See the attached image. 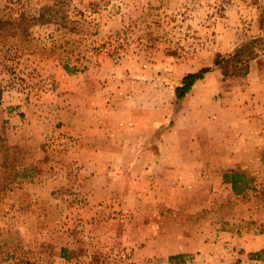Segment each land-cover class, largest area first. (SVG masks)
Returning a JSON list of instances; mask_svg holds the SVG:
<instances>
[{"label": "rangeland", "instance_id": "1", "mask_svg": "<svg viewBox=\"0 0 264 264\" xmlns=\"http://www.w3.org/2000/svg\"><path fill=\"white\" fill-rule=\"evenodd\" d=\"M263 13L264 0H0L3 20L23 19L29 28L27 34L0 31V103L41 104V116L44 106L61 107L67 100H176L174 88L186 73L212 66L218 73L206 79L211 100L239 102L227 118L213 121L212 130L223 132L229 125L261 137L247 143L252 152L246 163L252 167L225 172L245 175L247 186L240 194L227 192L225 184L210 190L182 185L173 192L175 186L156 188L151 182L138 190L146 196L136 197L128 173L146 174L139 167H85L81 161L93 157L80 155L83 137L69 129L76 124L55 120L52 131L33 116L8 119L5 128L19 130L0 135V264H264V250L257 256L250 252V263L221 236L239 228L264 233ZM255 37L260 40L252 44L255 55L247 60L246 74L224 75L214 65ZM240 110L250 111L238 128L231 122ZM169 124L165 120L163 129ZM122 134L112 138L116 146L125 143ZM85 142L102 150L101 162L121 158L104 152L108 141L102 135ZM97 173L112 174L111 182L99 181ZM208 193L210 217H204L205 210L190 213L200 203L181 205L172 197L202 201ZM145 222H164L168 240L175 233L176 238L192 236L193 251L168 260L143 259L140 226ZM147 235L156 237L151 231ZM204 236L211 238L208 248L199 241ZM221 240L230 247L221 246Z\"/></svg>", "mask_w": 264, "mask_h": 264}, {"label": "crops", "instance_id": "2", "mask_svg": "<svg viewBox=\"0 0 264 264\" xmlns=\"http://www.w3.org/2000/svg\"><path fill=\"white\" fill-rule=\"evenodd\" d=\"M217 73L216 69L207 72L193 85L187 96L180 100V104L174 103V105H172L173 100H124L122 102L119 100H67L61 107L44 106L47 110L40 116L42 113L39 110L42 107L41 104L0 103V135L8 136L11 130H19L17 129L19 127L5 128L8 119L18 121L21 117L30 119L33 116L37 122L44 123L47 130L51 129L52 131L55 120L67 122L68 125L74 123L76 126L69 129H75L74 131L83 137L82 142H84L80 155L88 153V158L91 155L93 157L91 161H81L85 167L93 170L111 168L117 171L121 168L132 170L139 167L142 173L146 174V176L134 178L128 173L127 184L134 186L131 189H135L136 197L138 194L145 197L146 194L138 193V190L151 182L156 188L158 184L162 183L175 186L171 188L173 192L180 191L182 185H184L183 188L186 185L194 187L204 185L208 186L210 190L213 185L225 184L229 186V190L227 189L229 192L232 187L231 183L224 178L225 172L252 167L253 164L246 163V155L251 151L247 143L249 138L257 140L261 137L259 132L248 134V131H236V128L234 130L233 126L229 125L223 132L212 130L213 121H222L227 112L235 108V102L239 104L237 100H211V88L206 89V79ZM259 101L263 105L264 100ZM229 102L232 103L229 104ZM175 105H177L176 108H174ZM171 106H173V112L168 113L169 108L171 111ZM248 112L245 111V114H242V110H240L239 117H231L233 120L231 123H235L238 128L241 127L245 121L249 120ZM167 116L170 124L164 130L163 123L167 120ZM115 122H119L117 126ZM121 133L126 139L125 143H119L120 146H116L118 143L112 138L121 136ZM99 135L106 137L108 141V147L104 149V152L107 154L119 153L121 154L120 159L108 157L107 162L100 161L98 156L102 150L92 148V143L85 142L92 141ZM112 174L114 175V172ZM112 174H104L103 177L98 174L100 176L97 178L99 181L108 178L107 180L111 182ZM116 175L115 173L114 176ZM192 189L194 190V188ZM211 195L208 193V197L203 198L202 201H196L192 196L191 199L190 195L187 197L175 194L172 197L181 202L178 203L181 205L189 201L200 203L199 208L190 210V213L205 210L202 212L204 217H210L213 212ZM180 213L181 209L175 210L174 219ZM174 219L173 222H175ZM238 221L236 219V222ZM240 223H242L241 220ZM163 225L148 224V222L141 224L140 232H142V241L145 243L141 248L143 259L162 256L168 260L173 255L183 253V256H186V253L193 251L195 240L192 236L183 235L182 238H176L174 232V239L168 240L165 238L166 228H162ZM239 230V232L236 230L230 231V233L222 231L221 236L224 239H230L231 245L235 246L239 257H247V261L253 263L249 253L254 252L257 256L264 250V233L254 230L249 232L245 229L241 230V228ZM150 231L156 233V237L150 238L147 235ZM208 235H210V230ZM199 241L205 243V246L207 242V248L209 244L211 246V238L207 239L204 236ZM213 244L216 243L212 242ZM220 245L229 248L230 242L221 240ZM63 247L66 246L60 247L59 256L61 259L66 258L64 251L66 252L67 249Z\"/></svg>", "mask_w": 264, "mask_h": 264}, {"label": "trees", "instance_id": "3", "mask_svg": "<svg viewBox=\"0 0 264 264\" xmlns=\"http://www.w3.org/2000/svg\"><path fill=\"white\" fill-rule=\"evenodd\" d=\"M19 22H11L3 20L0 16V31H6L10 28L13 34L22 33L27 34L29 31L28 25L23 19ZM260 26H264V13L260 17ZM260 40L259 37L251 38L249 41L238 46L234 52L227 57H220L214 61V65L221 68L224 75H240L248 72L247 60L251 59L255 55V49L253 45L256 41ZM242 65L243 67H240ZM212 70V66H204L197 71L186 73L179 85L174 88V94L176 100H173L175 104H180V100H183L192 89L193 85L202 79L204 75ZM225 180L231 183L232 190L240 194L247 186V180L245 175L239 171H232L230 174H225ZM64 252V256H65Z\"/></svg>", "mask_w": 264, "mask_h": 264}]
</instances>
